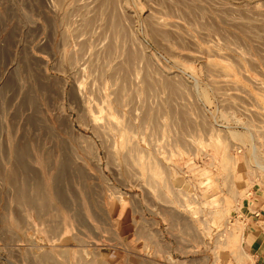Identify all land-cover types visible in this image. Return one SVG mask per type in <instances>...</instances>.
Returning <instances> with one entry per match:
<instances>
[{
	"label": "rangeland",
	"instance_id": "obj_1",
	"mask_svg": "<svg viewBox=\"0 0 264 264\" xmlns=\"http://www.w3.org/2000/svg\"><path fill=\"white\" fill-rule=\"evenodd\" d=\"M32 113L74 127L69 195L45 213L5 176ZM0 161V264L244 263L264 0H0Z\"/></svg>",
	"mask_w": 264,
	"mask_h": 264
},
{
	"label": "bare ground",
	"instance_id": "obj_2",
	"mask_svg": "<svg viewBox=\"0 0 264 264\" xmlns=\"http://www.w3.org/2000/svg\"><path fill=\"white\" fill-rule=\"evenodd\" d=\"M31 98L30 100H32ZM56 113L48 115V119L34 116L32 113L31 116L34 117L27 118L28 125L30 129L37 131L39 136L31 139L28 137L30 130L27 131L21 147L15 146L17 148L13 150L11 155L12 167L5 175L12 190L11 201L16 203L15 205L24 207L23 209L26 208L25 211L34 210L45 213L53 203L52 201L62 202V199L64 200L69 195L66 185L70 173L67 150L69 149L68 143L73 140L72 129L74 127L71 126L72 121H70L69 116L66 118ZM109 115L104 116L107 122L110 120ZM99 117H102L101 111L93 115V122L96 123ZM123 132L121 131L120 136L123 135ZM31 162L38 165L37 169L32 167ZM72 173L81 176L83 172L80 167L75 166ZM46 177L49 179L47 180ZM22 213L16 211L13 220L15 222L20 221L23 217ZM70 217L78 219L77 212L71 211ZM46 230L52 232L51 227H47Z\"/></svg>",
	"mask_w": 264,
	"mask_h": 264
},
{
	"label": "crops",
	"instance_id": "obj_3",
	"mask_svg": "<svg viewBox=\"0 0 264 264\" xmlns=\"http://www.w3.org/2000/svg\"><path fill=\"white\" fill-rule=\"evenodd\" d=\"M242 202L241 247L247 258L242 264H264V175L249 187Z\"/></svg>",
	"mask_w": 264,
	"mask_h": 264
}]
</instances>
